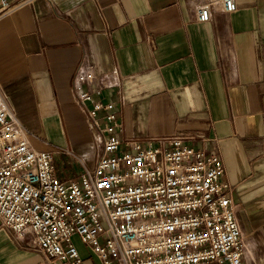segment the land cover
Returning a JSON list of instances; mask_svg holds the SVG:
<instances>
[{"label":"crops","instance_id":"0c3cea01","mask_svg":"<svg viewBox=\"0 0 264 264\" xmlns=\"http://www.w3.org/2000/svg\"><path fill=\"white\" fill-rule=\"evenodd\" d=\"M234 1L32 0L0 16V86L37 148L92 165L102 145L81 91L116 103L122 140L191 136L234 187L242 264H264V0ZM56 160L65 179L71 163ZM74 240L81 264H101ZM0 264L47 258L0 220Z\"/></svg>","mask_w":264,"mask_h":264},{"label":"built area","instance_id":"2783aa9c","mask_svg":"<svg viewBox=\"0 0 264 264\" xmlns=\"http://www.w3.org/2000/svg\"><path fill=\"white\" fill-rule=\"evenodd\" d=\"M32 0H0V16ZM223 10L237 9L223 0ZM211 11L200 6L197 20ZM90 80V77H88ZM102 145L92 166L58 175V154L43 150L0 86V220L28 237L47 264H81L74 237L101 264H242L244 245L232 207L234 187L221 158L186 134L122 140L118 106L78 96Z\"/></svg>","mask_w":264,"mask_h":264},{"label":"rangeland","instance_id":"374dc122","mask_svg":"<svg viewBox=\"0 0 264 264\" xmlns=\"http://www.w3.org/2000/svg\"><path fill=\"white\" fill-rule=\"evenodd\" d=\"M69 149H72V148H69ZM72 151H73V154H74V156L75 157H72V156H70L71 158H73V160L72 159H67V160H65L66 158V156H68V155H65V154H58V156H57V159H60L61 161H62V163H64V160L68 163H71V164H73V165H71V164H69V169L67 170L68 172H70V174H68V176L66 175L65 176V178L67 177V178H70V177H74V176H76L77 175V173L79 172V170H80V162H78L79 160H78V158L80 159L81 157H80V155L79 154H77L73 149H72ZM69 157V156H68ZM82 159V158H81ZM65 162V163H66ZM66 163V164H67ZM83 163H85V164H87V165H92V163H87V162H84L83 161ZM57 165H59L61 168H62V164H61V162L60 161H58V160H56V166ZM58 167V166H57Z\"/></svg>","mask_w":264,"mask_h":264}]
</instances>
